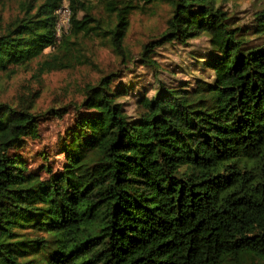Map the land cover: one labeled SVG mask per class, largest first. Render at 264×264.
Listing matches in <instances>:
<instances>
[{"label":"trees","instance_id":"16d2710c","mask_svg":"<svg viewBox=\"0 0 264 264\" xmlns=\"http://www.w3.org/2000/svg\"><path fill=\"white\" fill-rule=\"evenodd\" d=\"M64 1L0 17V75L95 66L93 38L118 63L59 109H39L41 88L0 101V264H264V0H69L59 41ZM163 3L167 27L137 58L131 16ZM160 49L182 60L165 66ZM73 107L62 165L43 154L30 172L19 148Z\"/></svg>","mask_w":264,"mask_h":264},{"label":"rangeland","instance_id":"374dc122","mask_svg":"<svg viewBox=\"0 0 264 264\" xmlns=\"http://www.w3.org/2000/svg\"><path fill=\"white\" fill-rule=\"evenodd\" d=\"M23 1L0 0V17L5 21L9 20L18 13ZM67 1L70 3L69 0ZM82 1L87 5L88 3H99V0ZM247 6H249V3L245 2V6L241 8H246ZM170 10V5L163 3L153 7L147 6V12L137 11L131 16V26L126 39V46L137 58L140 55L142 44L166 29L167 22L171 17ZM99 12L100 9L95 10V14H99ZM60 19L61 15L59 14V21ZM63 28L69 30L70 25ZM196 42L204 44L205 39L201 38L196 40ZM85 44L87 45L85 53L96 62L95 66L91 65L92 63H88L77 65V67L71 69L46 70L43 69L42 63L44 61L42 59L38 60L30 64L29 67L18 68L11 77H7L4 74L0 75V101H13L19 92L25 90V92L29 93L38 88H41V96L37 101L38 107L44 111L50 108H62L68 102L81 101L85 85L96 81L100 76L104 75V72L106 73V71L114 68L118 63L117 56L110 45L101 41V39L93 38L85 42ZM162 50L158 51V58L163 60L165 66L172 64V59L176 60V62L182 60L180 55ZM55 52L56 49L50 48L46 51V54L51 55L49 53ZM161 52L165 54L162 57ZM137 70L136 74L142 73L141 68H137ZM131 76H133L132 73L127 77H123L122 81L126 83ZM187 76V73H181L177 78L185 80ZM164 80L167 82L172 81L167 75H164ZM150 81H154L150 73H147V77L135 80L139 88L142 84H147ZM149 93L153 94L154 90L152 89L151 92L149 90ZM122 101L127 104V110L133 114L135 99L127 98ZM74 120V107L62 119L50 116L40 120V137L37 139H26L19 148L30 172H40L47 164L42 157L43 154H46L48 161L54 168L58 169L62 165L63 157L60 153L58 142L67 129L71 127ZM249 262L250 259L247 258L243 264H249Z\"/></svg>","mask_w":264,"mask_h":264},{"label":"built area","instance_id":"2783aa9c","mask_svg":"<svg viewBox=\"0 0 264 264\" xmlns=\"http://www.w3.org/2000/svg\"><path fill=\"white\" fill-rule=\"evenodd\" d=\"M57 14L58 16L59 14L61 15V19L60 21L58 20V25H57L58 28L57 37L60 41L62 39L61 37L63 36V34L69 31L63 27H66L67 25L71 24L70 22L72 18V9L70 3H68L67 0L63 2V5L57 11Z\"/></svg>","mask_w":264,"mask_h":264}]
</instances>
